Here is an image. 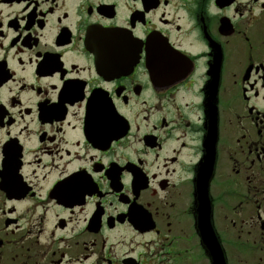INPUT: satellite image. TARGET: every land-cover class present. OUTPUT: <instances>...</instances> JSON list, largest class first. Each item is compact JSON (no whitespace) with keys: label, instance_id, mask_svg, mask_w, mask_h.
<instances>
[{"label":"flooded vegetation","instance_id":"1","mask_svg":"<svg viewBox=\"0 0 264 264\" xmlns=\"http://www.w3.org/2000/svg\"><path fill=\"white\" fill-rule=\"evenodd\" d=\"M213 237L264 264V0H0V264Z\"/></svg>","mask_w":264,"mask_h":264},{"label":"water","instance_id":"2","mask_svg":"<svg viewBox=\"0 0 264 264\" xmlns=\"http://www.w3.org/2000/svg\"><path fill=\"white\" fill-rule=\"evenodd\" d=\"M219 255H220V252H219L218 255L216 256V257H218V259H219ZM220 261H221V263L223 264L222 257H220Z\"/></svg>","mask_w":264,"mask_h":264}]
</instances>
